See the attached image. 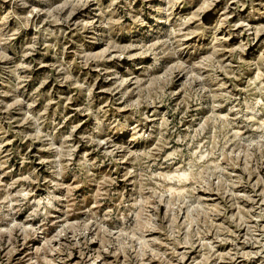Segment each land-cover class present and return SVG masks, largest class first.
<instances>
[{
	"label": "rangeland",
	"instance_id": "1",
	"mask_svg": "<svg viewBox=\"0 0 264 264\" xmlns=\"http://www.w3.org/2000/svg\"><path fill=\"white\" fill-rule=\"evenodd\" d=\"M0 264H264V0H0Z\"/></svg>",
	"mask_w": 264,
	"mask_h": 264
}]
</instances>
